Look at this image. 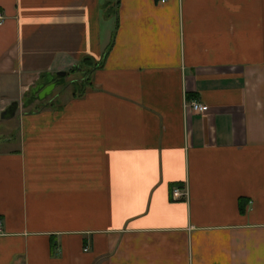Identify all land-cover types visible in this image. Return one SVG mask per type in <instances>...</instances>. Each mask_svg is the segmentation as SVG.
Segmentation results:
<instances>
[{"label":"crops","instance_id":"0c3cea01","mask_svg":"<svg viewBox=\"0 0 264 264\" xmlns=\"http://www.w3.org/2000/svg\"><path fill=\"white\" fill-rule=\"evenodd\" d=\"M0 15V112L91 62L79 90L0 124V264H264V0H0Z\"/></svg>","mask_w":264,"mask_h":264},{"label":"water","instance_id":"95a60500","mask_svg":"<svg viewBox=\"0 0 264 264\" xmlns=\"http://www.w3.org/2000/svg\"><path fill=\"white\" fill-rule=\"evenodd\" d=\"M67 70H56L55 72L45 71L40 75L41 79H38V82L32 85L29 89V94L27 95L25 101L22 106L31 103L33 100H42L47 95L52 93L53 89L59 85L64 83L65 76L67 75ZM18 107V101L16 99L11 100L9 104H7L4 108L1 109L0 117L1 118H10Z\"/></svg>","mask_w":264,"mask_h":264},{"label":"rangeland","instance_id":"374dc122","mask_svg":"<svg viewBox=\"0 0 264 264\" xmlns=\"http://www.w3.org/2000/svg\"><path fill=\"white\" fill-rule=\"evenodd\" d=\"M84 73L82 72V74H80V72H77L75 70L73 71H68L67 75L65 76V79H64V83L62 84H59L57 85L52 93H50L49 95H47L44 99L42 100H33L31 103L25 105V107L22 106L23 102L25 101L27 95L29 94V90L27 91V93H25L24 97L21 99H18V107L15 109L16 110V115L8 118H2L1 121H0V124H4V127H5V130L3 128V133L5 134H10V130L12 129V125H14V122L16 121V116L18 114V111L19 110H23L25 109L26 107H29V108H33V107H36V106H41L43 105L44 103L43 102H47V101H55L57 99H53L52 96L54 93H58L60 91H65V90H70V89H75V90H79L81 85H82V82L79 80V78H81V75H83ZM16 125V124H15ZM6 126H8V129H6ZM1 132V130H0Z\"/></svg>","mask_w":264,"mask_h":264},{"label":"built area","instance_id":"2783aa9c","mask_svg":"<svg viewBox=\"0 0 264 264\" xmlns=\"http://www.w3.org/2000/svg\"><path fill=\"white\" fill-rule=\"evenodd\" d=\"M160 1H165V0H160ZM4 21V17L0 15V24H2ZM185 106H189L192 110L202 112L205 110L206 105L203 103H198L197 100L195 99H190L188 102H185ZM187 195V187L183 186H173L172 187V196L173 199H178L179 197L186 196ZM0 226H1V221H0Z\"/></svg>","mask_w":264,"mask_h":264},{"label":"trees","instance_id":"16d2710c","mask_svg":"<svg viewBox=\"0 0 264 264\" xmlns=\"http://www.w3.org/2000/svg\"><path fill=\"white\" fill-rule=\"evenodd\" d=\"M90 65H91L90 59H88V57H85L81 59L78 62V64L70 66L68 71H73V70L78 71V69H82L84 70V72L87 73L90 71V67H91Z\"/></svg>","mask_w":264,"mask_h":264},{"label":"flooded vegetation","instance_id":"af4514ba","mask_svg":"<svg viewBox=\"0 0 264 264\" xmlns=\"http://www.w3.org/2000/svg\"><path fill=\"white\" fill-rule=\"evenodd\" d=\"M41 79V78H40ZM38 82V81H37ZM36 84V83H35Z\"/></svg>","mask_w":264,"mask_h":264}]
</instances>
